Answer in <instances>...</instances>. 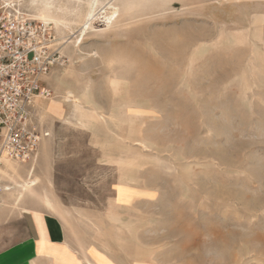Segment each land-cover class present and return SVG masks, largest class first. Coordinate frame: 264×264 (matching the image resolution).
Wrapping results in <instances>:
<instances>
[{"label": "rangeland", "instance_id": "obj_1", "mask_svg": "<svg viewBox=\"0 0 264 264\" xmlns=\"http://www.w3.org/2000/svg\"><path fill=\"white\" fill-rule=\"evenodd\" d=\"M48 1L0 0L65 58L33 112L39 181L16 201L29 166L0 161L1 212L54 214L83 264H264V0H112V22Z\"/></svg>", "mask_w": 264, "mask_h": 264}, {"label": "built area", "instance_id": "obj_2", "mask_svg": "<svg viewBox=\"0 0 264 264\" xmlns=\"http://www.w3.org/2000/svg\"><path fill=\"white\" fill-rule=\"evenodd\" d=\"M64 62L49 22L12 2L0 3V161L34 168L38 148L50 134L37 126L33 112L39 100L51 96L45 77Z\"/></svg>", "mask_w": 264, "mask_h": 264}, {"label": "crops", "instance_id": "obj_3", "mask_svg": "<svg viewBox=\"0 0 264 264\" xmlns=\"http://www.w3.org/2000/svg\"><path fill=\"white\" fill-rule=\"evenodd\" d=\"M12 218L0 210V264H70L81 261L67 229L54 214L25 208Z\"/></svg>", "mask_w": 264, "mask_h": 264}, {"label": "bare ground", "instance_id": "obj_4", "mask_svg": "<svg viewBox=\"0 0 264 264\" xmlns=\"http://www.w3.org/2000/svg\"><path fill=\"white\" fill-rule=\"evenodd\" d=\"M102 1L101 0H93V6H94V9L92 8V9H89V12H88V14H87V16L91 19L92 17H93V15H94V11H95V9H96V6H97V4H99V3H101ZM49 1L48 0H43V6H45L46 8L49 6ZM106 4H108L110 7H112L113 8V11L107 16V15H105V19H106V21H109V22H112V19H113V16L115 15H117V12H118V9H117V7H115L114 5H113V3H112V0H108L107 2H106ZM92 5V4H91ZM44 7V8H45ZM40 8V7H39ZM48 10V9H47ZM41 11V10H40ZM43 12V11H42ZM40 14V13H39ZM48 14V13H47ZM42 17H43V19H46L45 18V15H42ZM42 19V18H41ZM115 19V18H114ZM47 21V20H46ZM55 24V23H54ZM82 32V31H81ZM73 90H71V89H69V88H67L66 90H65V92H64V94H63V97H64V100L65 101H67V102H71L72 103V105H73V110H74V113L76 114V113H78V111H80V109L82 108L81 107V102H80V100H79V98L76 96V95H74L73 94V92H72ZM39 102V101H38ZM88 107V106H87ZM85 108V107H84ZM87 109V108H86ZM89 109V108H88ZM94 112V111H93ZM73 113V114H74ZM74 114V115H75ZM86 115V114H85ZM90 116V115H89ZM79 117V116H78ZM86 117H87V115H86ZM100 119V118H99ZM105 121V120H104ZM6 159H4V160H2V161H5ZM6 161H8V160H6ZM0 171H2V168H0ZM33 173H34V168L32 169V170H30V169H28L27 170V173H26V179L21 183V184H19V189L17 190V196H16V198H15V200L16 201H19V200H21L22 199V197H23V195H24V193H25V191L26 190H28V189H31V188H33V186H35L37 183H38V181H39V179H38V177L37 176H34L33 175ZM11 188L10 187H5V190H10Z\"/></svg>", "mask_w": 264, "mask_h": 264}]
</instances>
